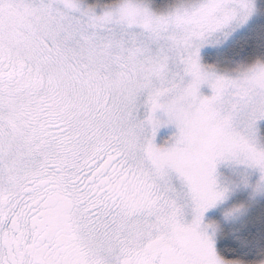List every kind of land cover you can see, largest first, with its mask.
Instances as JSON below:
<instances>
[{"label": "snow or ice", "instance_id": "1", "mask_svg": "<svg viewBox=\"0 0 264 264\" xmlns=\"http://www.w3.org/2000/svg\"><path fill=\"white\" fill-rule=\"evenodd\" d=\"M0 264H264V0H0Z\"/></svg>", "mask_w": 264, "mask_h": 264}]
</instances>
